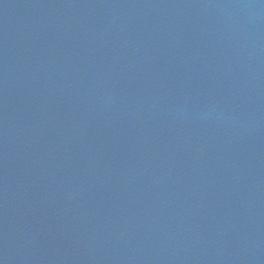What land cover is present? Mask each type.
I'll use <instances>...</instances> for the list:
<instances>
[{"label":"water","instance_id":"95a60500","mask_svg":"<svg viewBox=\"0 0 264 264\" xmlns=\"http://www.w3.org/2000/svg\"><path fill=\"white\" fill-rule=\"evenodd\" d=\"M0 264H264V0H0Z\"/></svg>","mask_w":264,"mask_h":264}]
</instances>
